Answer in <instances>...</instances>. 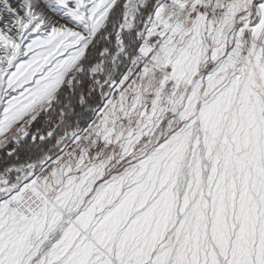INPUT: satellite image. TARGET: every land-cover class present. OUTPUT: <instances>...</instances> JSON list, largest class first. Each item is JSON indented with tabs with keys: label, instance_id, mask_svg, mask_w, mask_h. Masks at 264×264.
Instances as JSON below:
<instances>
[{
	"label": "snow or ice",
	"instance_id": "snow-or-ice-1",
	"mask_svg": "<svg viewBox=\"0 0 264 264\" xmlns=\"http://www.w3.org/2000/svg\"><path fill=\"white\" fill-rule=\"evenodd\" d=\"M0 264H264V0H0Z\"/></svg>",
	"mask_w": 264,
	"mask_h": 264
}]
</instances>
